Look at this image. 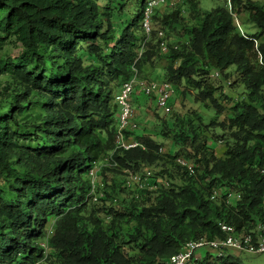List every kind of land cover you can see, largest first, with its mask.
<instances>
[{"label": "trees", "instance_id": "obj_1", "mask_svg": "<svg viewBox=\"0 0 264 264\" xmlns=\"http://www.w3.org/2000/svg\"><path fill=\"white\" fill-rule=\"evenodd\" d=\"M152 1L0 0V49L10 39L22 48L0 61L9 79L0 90V264H40L43 242L51 264H168L188 242L224 240L222 224L254 243L264 233V5L230 0L231 12L227 3L201 12L191 4L189 27L180 11L166 17L155 8L146 34ZM173 25L187 36L161 54L155 27ZM160 55L163 82L185 98L195 92L214 118L173 112L171 98L164 117L178 124V153L161 154L152 135L135 132L125 138L139 147L118 148L115 98L133 67ZM211 128L221 156L204 136ZM145 170V189L127 186L129 172ZM250 255L199 250L187 264H264L256 261L264 254Z\"/></svg>", "mask_w": 264, "mask_h": 264}, {"label": "rangeland", "instance_id": "obj_2", "mask_svg": "<svg viewBox=\"0 0 264 264\" xmlns=\"http://www.w3.org/2000/svg\"><path fill=\"white\" fill-rule=\"evenodd\" d=\"M187 1L188 0H185L181 4L175 5L177 8L176 7H167V8L160 7L157 10V13L159 14V16L171 17V15H173L175 12L180 11L182 14L181 16L183 17L184 25L189 27L192 25V22L190 21V17H189L191 4L198 6V9L201 12H205V11H210L218 6L225 5L230 0H191L190 3ZM254 1L258 2L259 4L264 5V0H254ZM245 18L246 16H243L244 23H245ZM242 28L247 34L255 33V30L253 29L251 25H244L242 26ZM155 29H156V32L162 31L164 34L162 35L163 38L161 39L158 38L157 35L154 36L155 42H156L155 45L157 44V47L160 46V44L161 45L164 44L166 46H175V45L178 46L181 42H183V37L187 36L182 31L181 27L178 25H173L172 27H166V28H162L161 26H156ZM155 50H157V48ZM21 51H22V48H21L20 43H18L15 39H10V42L3 45V47L0 49V61L1 60L4 61L7 58H14L18 56L21 53ZM163 57H161L160 55L157 59L154 60L152 64L149 63V64L144 65L141 71L137 70L139 73V77L145 81H153V82H159V83L163 82L164 81L163 79L164 68L168 64L167 60ZM8 82H9V79L7 77H0V90ZM214 84L219 86L220 82L215 81ZM224 91L228 93V90L226 88L224 89ZM182 92H183V88L177 89L173 87L172 98L175 103V104L173 103V112L174 111L180 112V114L183 115L184 117L186 116V118H193L194 114L197 113L201 121L204 123H207L210 121L211 118H214L213 113L206 108L207 107L206 105L209 103L207 104L206 103L204 104L202 102H201L202 104L195 103L193 102L194 101L193 97L195 96V92L190 91L191 97L187 95L186 98L183 97ZM233 97L237 99V96L235 94H233ZM223 106L231 107L232 103L231 102L223 103ZM135 109L139 110V113L136 116L137 117L136 122H137L138 129L135 131V136H141L144 134L152 135V137L155 138L157 142L162 144L161 152H160L161 154L165 155L167 153H171V154L178 153L177 147H175L174 143L172 142L175 136L173 129L176 130L177 126L175 125H178L177 122L172 120V117H169V118L164 117L165 115H163V113L160 110L156 109V104L154 103L153 99L147 100V102H143V103L141 101H136ZM172 121H174L175 124ZM203 132H204L205 137H208V138L213 137V139L217 141V146L220 148L217 149L216 154L218 156H221L224 151L223 144L220 143L221 141L220 138L216 139L213 136L214 133L215 135H218L217 133L218 131L214 132L213 128H211L209 130L203 129ZM210 144L213 145L212 142H210ZM98 170H99V166L97 168V171ZM156 171L157 170H153L152 172L154 173ZM94 173H93V177H95ZM124 175L125 174L123 173L122 176H116L115 178L116 180L120 182L124 180L125 178ZM97 182L98 180L96 179L94 181L95 185L93 187V191L95 192L97 191L101 193L102 188L98 186ZM109 190L110 189H108V191ZM119 198L120 200H122V196H120ZM48 229H49L48 238H51L53 236V230L51 226H49ZM42 247L44 249V253H43L44 257L41 260L40 264H51V261L53 260L52 258H49L50 251H49L47 244L43 242ZM250 256L254 258V256L256 255H250ZM256 261L263 262L264 255L257 257Z\"/></svg>", "mask_w": 264, "mask_h": 264}, {"label": "built area", "instance_id": "obj_3", "mask_svg": "<svg viewBox=\"0 0 264 264\" xmlns=\"http://www.w3.org/2000/svg\"><path fill=\"white\" fill-rule=\"evenodd\" d=\"M185 0H153L149 3V7L146 12L145 19V32L149 34L151 32L150 16L155 8L160 7H174L177 4L183 3ZM227 8L231 12V3L227 2ZM236 26L239 32L242 34L241 26L238 20L235 18ZM162 36V33L158 34ZM162 54L168 52L167 46L162 44L160 47ZM217 77V74L215 75ZM173 95V87L167 82H153L145 81L139 77V73L136 68L133 67L130 78L121 86L119 93L115 98V103L118 108L117 116V132H116V144L118 148L124 150H130L139 147L137 141L126 140L125 132H135L137 127V112L134 107L135 98H143L146 100L153 99L156 104V109L160 110L163 115L169 116L172 112L171 98ZM176 163L181 168L187 170L189 174L193 173L192 167L182 158H177ZM151 172L145 170L141 173H128L126 180L127 186H132L135 190L145 189L150 184ZM162 187H168L169 183L166 180L157 182ZM150 190H156L157 186L149 187ZM218 195V192L213 193L212 199ZM228 198H233V195H229ZM221 231L225 234V239L222 241L199 240L196 242H188L181 249V251L173 256L168 264H187L191 257L199 250H209L220 255L225 250H231L235 252H244L251 255L264 254V233L258 237V240L254 243L253 237L250 234H240L235 231L234 228L225 224L221 225ZM258 231L264 232V226H260Z\"/></svg>", "mask_w": 264, "mask_h": 264}, {"label": "crops", "instance_id": "obj_4", "mask_svg": "<svg viewBox=\"0 0 264 264\" xmlns=\"http://www.w3.org/2000/svg\"><path fill=\"white\" fill-rule=\"evenodd\" d=\"M136 101H141L142 103H143V102H147L146 99H143V98H141V97H139V98H135V100H134V107H135V103H136ZM140 109H141V108H140ZM135 110H136V109H135ZM136 112H137V115H138L139 110H136Z\"/></svg>", "mask_w": 264, "mask_h": 264}]
</instances>
